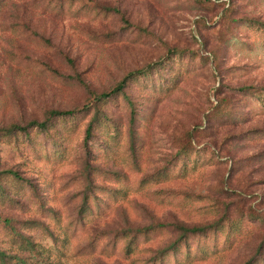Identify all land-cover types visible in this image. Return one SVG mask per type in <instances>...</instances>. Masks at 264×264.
<instances>
[{"label": "rangeland", "instance_id": "obj_1", "mask_svg": "<svg viewBox=\"0 0 264 264\" xmlns=\"http://www.w3.org/2000/svg\"><path fill=\"white\" fill-rule=\"evenodd\" d=\"M70 108L48 130L0 134V168L21 174L0 176L1 250L264 264V0H0V127ZM158 222L127 252L124 230ZM215 222L155 258L180 234L169 223Z\"/></svg>", "mask_w": 264, "mask_h": 264}, {"label": "trees", "instance_id": "obj_2", "mask_svg": "<svg viewBox=\"0 0 264 264\" xmlns=\"http://www.w3.org/2000/svg\"><path fill=\"white\" fill-rule=\"evenodd\" d=\"M129 75L125 77L122 81L119 82V84L112 90V91H104L100 94L95 95L96 102L101 101L106 98H110L113 96V94L117 91L123 90L127 79ZM87 106V107H86ZM84 106L86 109H89V105L87 104ZM89 107V108H88ZM76 108H70V109H50L48 116L44 120H38L33 119L27 122L26 124H18L14 123L10 125L9 127H0V134H2V131L4 129L7 132L16 133L17 131H24L29 132L30 128H37L41 130H48L53 123V120L58 117H67V116H73L76 113ZM99 109L98 113L94 114V116L89 120L87 127H86V135H85V142L88 143L89 138L92 136L93 130L97 123L101 121L102 115H100ZM7 174H12L16 176L17 178H21V174L13 169V168H0V176H5ZM1 186V185H0ZM88 196H86L85 202L83 203L80 212L84 215L89 210V206L87 204ZM0 218L1 215H0ZM4 221L6 224L10 225L15 232H19L15 229L14 225H12L11 220L8 217L4 218ZM29 224L36 225L39 224L38 221L35 220H27ZM219 224V222L211 223V224H199V225H187L183 223H169V225H174L176 229L180 231V234L176 240L171 242L169 245L161 248L158 250L157 255L155 258H162L166 253L172 250H176L178 246L185 240L186 237H188L191 233L193 234H203L206 231H208L212 227H216ZM167 224L165 222H158L152 225H148L145 227H137V228H128L127 230H124L125 235H129L130 239L128 241L126 250L127 252H133L135 248V241L136 237H138L141 234L147 233L150 230L156 229V228H162L166 227ZM21 233V232H19ZM22 234V233H21ZM27 246L33 247V242L30 240L29 237H25ZM12 256V257H11ZM11 258H15L16 261H13ZM0 261L2 264H28V261L26 257H23L21 255H10L6 251L0 249ZM48 264H55V262L49 261ZM245 264H250V261H247Z\"/></svg>", "mask_w": 264, "mask_h": 264}]
</instances>
